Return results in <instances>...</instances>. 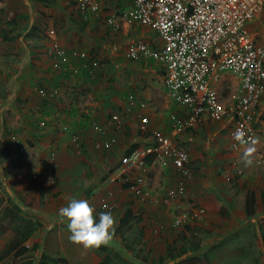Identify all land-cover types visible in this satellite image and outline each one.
<instances>
[{
	"label": "crops",
	"instance_id": "crops-1",
	"mask_svg": "<svg viewBox=\"0 0 264 264\" xmlns=\"http://www.w3.org/2000/svg\"><path fill=\"white\" fill-rule=\"evenodd\" d=\"M90 2L91 8L93 5H96L98 8V4L100 3L110 8L109 10H102L100 6L101 12L96 19L92 17L87 22L83 21L79 16L85 14L83 12L84 10L79 9L78 13L76 9L79 3L73 1L69 2V0H57L55 5L48 7H45L35 0H5L4 3L0 4V9H2L0 12V60L3 56L7 55V50L13 49L12 41L15 40V48L17 50H15V57L20 59L21 63L17 70L13 71V73L11 72L10 76H7L5 71L0 72V94L9 91H12L13 94L18 93L20 98H23V104H25L21 105L23 107L18 108V114L15 112L12 114L7 113L8 109H11L12 106L7 105L8 103H1L3 101H0V141H5L3 134L6 131V126H9L7 122H10L13 129H18L20 133L29 131L26 125L30 126L34 124L37 116H41L42 112L52 108L51 102L55 100V98L53 100L54 96L50 98L42 97L40 101L41 104H39V101L35 102L33 100L36 92L35 89L38 85L36 83L38 78L35 79V75L39 60L47 62V67L45 70L41 71L39 75L45 72L44 75H48V80L50 81V83L49 81L45 82L46 87H42V85L39 84L40 89L55 88L51 90H55L59 96H62V101L68 105L70 103L68 97L70 94L65 93L63 95L60 85L63 87L65 84L74 82L72 84H77V91H74L72 105L75 107L83 105L86 108L84 115L90 111L97 110V113L100 111L103 119L100 121L98 120V124L101 126L108 127V116L112 113L122 112L128 99L138 98L144 100L148 105L144 109H139V112L149 120L147 125L148 132L141 135L138 131L137 120L131 115L127 117V120L132 118L134 122L131 124L129 122L126 123L125 127L135 126L137 134L131 136L125 135L126 139L124 140L119 134L118 139L124 141V143L128 145L136 143L137 148L142 150V147L151 144L150 135L152 132L163 133L167 135L177 147L185 150L189 154L190 160L188 166L191 173L189 176L182 175L181 171L175 168L171 162L162 165L157 163L154 158L151 161L143 159L145 168L148 169L146 173L148 187L151 189L150 192L153 191L156 194L157 198H155L153 203H151L148 198L145 204L141 203L142 207L140 208H137V203H133L132 201L127 202V206H131V210L132 207L138 210L139 220L135 221L134 217L129 219L128 225L131 223V226L124 236H121L119 231L114 233L113 241L110 242V246L113 247L112 242L116 243V245L112 248L109 261H111L114 256L125 258L128 264H162L164 258L171 259L170 263L172 259H174L173 261L176 263L177 261L175 259L177 258L183 259L193 254H209V257H211L214 251L219 250L217 253H221L222 256L227 259V262L239 260L238 264H264V246L260 232V228L264 226V163L260 159V155L264 151V98L261 99L255 121L258 135L257 141L252 145H242L238 148L232 147V120L230 116H226L219 121H211L204 115L201 121L192 126H187L185 128L181 127L179 129L172 128L174 119L186 118L190 111L186 106L177 104L169 98L164 85V70L162 65L149 60L134 61L125 53V48L129 41L134 39H140L151 47L158 46L155 32L148 27L132 23L127 19H122L119 30L117 32H112L103 22L104 17L107 16L110 11H122L123 9H127L129 0H90ZM98 11L99 9L95 13H98ZM101 14L103 18H101ZM39 15L50 16L51 22H53V25H55V28L58 30L57 33L61 29L63 30L61 33H58L57 38L59 42L57 43H59V45L66 49H78L79 52L84 51L85 56H92L99 62V66L94 70L92 75L80 68L79 60H77V67L79 66L80 76H78V78L76 77L75 81L74 78H69L62 72L52 71L50 66L51 60L46 57L43 52L38 54L34 53L39 44L37 41L39 33L35 34L31 32L30 42L24 41L23 37L16 33L14 35V32L18 31L17 27L20 25L21 28L24 25V21L26 23L28 19L30 21L32 19L34 22V25H29V29L36 30L35 27ZM11 22H14V25L10 26L9 23ZM18 23L21 24L18 25ZM250 23L248 28L251 26ZM12 26L14 29H12ZM10 30L12 31L10 32ZM252 32L264 38V27ZM3 35L12 37V39L2 38ZM114 39L118 41L117 44ZM16 58L14 59L15 63L17 62ZM0 69H2V67H0ZM137 71H141L142 73L146 72L145 77L148 79L139 84L135 81L138 79ZM54 73L55 77H53ZM148 75H152V77L149 78ZM102 79H105V83L102 84V88H100L98 86H100L99 84H101ZM112 79H114V82L108 84V81L110 82ZM220 79H225L223 84L229 90H232L235 85L234 88L237 95L239 79L235 75L223 73ZM49 85H53L54 87H49ZM63 88L65 90L66 87L64 86ZM230 102L232 101L228 103ZM111 106L122 109L116 112L109 109L106 114H103V111ZM5 119L6 123L3 121ZM1 123H3V126ZM82 124L83 125H79V130L77 131L84 135L83 129L85 130L90 126L83 122ZM120 130L121 129L107 128L106 134L116 138L114 133ZM87 131L85 130L86 137L88 136ZM130 132L133 133L134 131L130 129ZM57 135L61 134L59 133ZM35 138H38L36 133ZM31 140L35 142V140ZM24 142L27 145L26 153L19 157L22 159L23 165L15 168L19 171H17L16 175H13L10 171L15 169L4 170L8 164H11L10 162L5 161L0 164L1 180L3 179V181L6 182L5 176H7L8 181L14 183V188L16 186L21 192L26 189V191H28V186L31 183L29 174L32 171L31 179L35 176L34 173L37 175L38 179H41V176L44 175V182L42 185L47 189L46 179L52 174V171L42 166L36 167V163L31 165V155H36V158H39L38 148L33 147L34 145L28 144L26 141ZM61 146L64 148L61 152L64 154L62 157L65 163L60 168V171L66 175L64 180L66 184L69 182L68 180H70L69 176L73 174L71 168L73 162L71 151L73 148L69 146V148L66 147V149L63 144H61L60 147ZM2 151L0 153V161L5 160V157H7L6 153ZM58 162L59 161H56L55 165H57ZM103 179H105V177H103ZM181 183L185 186L186 199L174 203L175 208H180L179 210L174 208V210H176L175 215L182 212L183 210L181 209L186 207L189 208L191 205L203 207L205 209V214L198 223H187L183 226V229H181V234H183V236L189 237L190 235L195 241L189 246L184 244L181 245L177 253L183 248L187 250L185 253L178 256V254L169 253L168 248H166L167 244L174 242L170 239V237L174 235L173 232H170L171 228H168L167 225L165 226L164 223L171 222L173 214L170 208L164 206V201L162 203V197L168 188H174ZM101 185L103 186V184ZM220 187L229 190L235 188L236 191H234L233 195L236 201L233 204L242 206L241 211L234 212L233 209L231 210L229 208L221 209L222 206H233L232 202L234 197L221 200L219 197ZM125 188L128 187L126 186ZM154 193L151 192L150 194L152 195ZM241 193L243 201L241 199ZM247 193H252L255 199L254 217H247L245 213V198ZM14 204L16 203L14 202ZM18 207L21 210V215H23L22 212L26 211L23 209L24 207L30 210L33 209V206L31 207L29 204L24 206L23 203L22 205L19 204ZM147 207H149L148 211H151V213H140L143 208ZM35 208L33 210L37 209ZM124 213L125 212L120 213L119 216H117L118 214L113 215L116 219V228ZM23 216L26 217L25 214ZM150 216L152 217L151 220H149ZM256 221L259 223L253 225ZM134 222H142V224L140 223L139 225L138 236L139 234L143 236L137 237L133 234ZM154 222L156 225L153 226ZM251 223L253 227L250 225ZM50 224L42 229L41 236H44L43 233L45 237L50 236L49 234L52 233ZM156 233L160 234L161 237L159 238L156 236ZM35 235L34 233L30 238L32 239ZM11 236V231H6L0 235V237H2L0 248L4 246ZM30 238L25 242L26 246L31 248L34 244H37L38 249L34 251V253L36 254L37 251L41 252V237L35 242L32 241L31 247L29 245ZM161 238L163 240H160ZM257 239L259 243L256 246ZM51 240L52 243L48 241L52 245L50 246L51 253L71 260V257L67 256L61 235L58 234L56 238ZM45 242L46 241H43V246ZM200 242H206V245L198 250L190 249L191 246ZM235 250H241L240 252L242 254L240 257L231 256ZM75 253L79 254V251ZM135 254L138 255V257H135ZM254 255L257 256L255 257ZM4 261L5 259L0 261V264H4L2 263ZM71 264H73V262Z\"/></svg>",
	"mask_w": 264,
	"mask_h": 264
},
{
	"label": "built area",
	"instance_id": "built-area-1",
	"mask_svg": "<svg viewBox=\"0 0 264 264\" xmlns=\"http://www.w3.org/2000/svg\"><path fill=\"white\" fill-rule=\"evenodd\" d=\"M86 2L90 4L89 0H79L77 7L84 10ZM97 10V6L93 5L91 11ZM263 11L264 0H129L127 9L110 11L104 23L111 31L117 32L121 20L127 19L155 32L158 46L151 47L140 39H134L129 41L126 53L134 61L149 60L161 64L169 98L189 109L186 118L174 119L172 128L192 126L204 115L211 121L230 116L232 147L238 148L254 144L258 137L255 121L264 98V38L253 33L248 25ZM44 54L51 60L52 71L62 72L69 78H74L80 71L79 66L72 64L75 58L80 61V68L90 75L99 66L96 59L85 56L83 52L68 51L58 43L48 45ZM223 73H231L239 79L237 95L227 104L220 101L215 89ZM39 93L47 98L46 90L40 89ZM47 93L54 96L56 91ZM147 105L146 101L138 98L128 99L122 112L108 116L109 126L121 129L123 121L132 115L137 120L139 133L146 134L149 120L139 109ZM90 114L87 112L84 117H91ZM92 126L90 138L95 146L110 148L116 142L115 137L106 134V126L98 123ZM83 133L76 132L70 136L72 146L82 147V137L86 134L84 129ZM150 136L151 144L142 147V150L136 148L126 157L129 166L135 163L144 172L143 159L153 155L157 163L165 165L171 162L183 175L190 173V157L185 150L177 147L163 133L152 132ZM56 153L53 146L49 159L52 160ZM260 159L264 163V151ZM141 180L140 174L126 183L137 196L146 194L140 186ZM184 189L181 183L167 190L164 203L169 204L181 197ZM109 196L111 193H108ZM108 197L101 199L103 210L113 208ZM202 213V208H196L191 215L197 218ZM176 223H181L180 219Z\"/></svg>",
	"mask_w": 264,
	"mask_h": 264
},
{
	"label": "rangeland",
	"instance_id": "rangeland-1",
	"mask_svg": "<svg viewBox=\"0 0 264 264\" xmlns=\"http://www.w3.org/2000/svg\"><path fill=\"white\" fill-rule=\"evenodd\" d=\"M72 1L77 3L76 0H69V2H72ZM90 5H91V2L90 4L86 2V5L83 11L85 14L83 16L79 15L83 21L88 22L92 17L96 19V17L101 12V9L109 10L110 8L100 3L98 4L99 11L98 13H95V12L90 11L91 10ZM100 6H101V9H100ZM76 9L78 11L79 7H76ZM101 18H103L102 14H101ZM104 19H103V22H104ZM19 24L21 23H18V25ZM30 24L34 25V22L32 21V19L31 21L28 19V22L26 23L24 21V25L21 28L19 25V27H17L18 31L14 32V35L16 33L17 35H20L21 37H23L24 41L30 42L31 32L35 34L39 33L38 39H37L39 44L37 45V49L34 51V53H37V54L42 53V52L44 53L45 52L44 48L46 49L48 45H50L51 43L59 42L57 38L58 33L59 32L61 33L63 30L61 29L57 33L58 30L55 28V25H53V22H51L50 16L47 17V15H44V16L39 15L38 21L35 27L36 30H30L29 29ZM250 24L251 26H249L250 27L249 29L251 31H257L263 28L264 27V11L258 14ZM114 40L117 44L118 41L116 39ZM12 43H13V49L7 50L8 52L7 55L3 56V58L0 60V67H2V69H0V72L5 71L7 73L6 74L7 76H10L11 72L13 73V71L17 70L19 65H21L20 59L15 57L16 41L13 40ZM66 50L78 51V49H66ZM126 50H127V46L125 48V53H126ZM81 52L84 53V51H81ZM15 58L17 61L16 63L14 62ZM77 60H78L77 58L72 60V64L74 66H77ZM15 65L17 66L14 67ZM46 67H47L46 61L45 62H43L42 60L38 61V69H36L37 72L35 75L36 77L35 79L38 78L36 80V83L38 85L35 89L36 92L33 91L35 92L33 100L35 102L39 101V104H41L40 101L42 99V96L38 91L40 89L39 84H41L42 87H46L45 82L49 81L48 75H44L45 72H42L44 74H41V75L39 74L41 71L45 70ZM137 72H138V77H137L138 79H136L135 81H137L139 84L143 83L144 81H146V79H148L147 77H145L146 72L145 73H142L141 71H137ZM78 74L79 75L74 77V81L76 77L78 78V76H80V71ZM53 77H55V73L53 74ZM148 77L151 78L152 75H148ZM104 80L105 79H102V82L101 84H99L100 86L98 87L102 88V84L105 83ZM224 81L225 79H222V80L220 79L219 82L215 85V89L220 96V101L227 104L229 101H232L236 97V90L234 88L235 85L233 86L232 90L227 89L226 86L223 84ZM112 82H114V79H112L110 82L108 81V84ZM72 83L63 85V87L64 86L66 87L65 90L62 87V85H60L61 93L63 95L65 93L70 94V96H68L70 99V103L68 105H66V103L62 101L63 99L62 96H59V94L56 92V94L53 97V100L54 98L55 100L51 102L52 108H50L47 111L42 112L41 116H37L34 124H31L30 126L26 125L29 131H23L22 133H20L18 129L16 130L15 128L13 129V126L11 125L10 122H7L9 126H6V129L8 130L4 132L5 135L3 134V138H5L4 139L5 141H2V142L0 141V153L2 150L4 151L2 152L5 153L4 149L8 151V154H6L7 157H5V160L0 161V164H2L5 161H8L11 164H14L15 161L20 157V155H24L27 149V145L24 141H26L28 144L34 145L33 147L38 148L39 158H36V155L34 156L31 155L30 161H31V165L32 164L34 165V163H36L37 164L36 167L42 166L43 168L45 167L52 171L51 175L47 173L49 175V177H47L46 179L47 183L45 182L47 185V189L45 188V186L42 185V183L44 182L43 180L44 175L41 176V179L40 178L38 179L37 175L34 173L35 176L31 179L32 177L31 176L32 171H31L29 174L31 183L28 186V191H26L27 189L24 190L26 192L24 191L21 192V190L16 188V186L14 188V183H11L10 181H8L7 176H5L6 182H4L3 179L1 180V177H0V195L2 196V198L8 197L10 200L14 201L17 205L19 204L22 205L23 203L25 206L26 204H29L31 207L33 206V209L36 206L37 208V209L35 208L36 210H33V209L30 210L29 208L24 207L23 209L26 211L22 212L23 215L25 214L26 217H29V218L34 217L40 223V227L35 232L36 235L32 237V239L30 238L31 239L30 244H29L30 247L32 245V241L35 242L38 238L41 237V241H42L41 246H42V249H44L45 247H43V241H50L52 243L51 239L56 238L57 235L60 234L64 241V247L66 249V253L68 257L73 256L76 251H79V249H85V250L91 251L88 264H98V262L102 259L103 254H99L93 248H85L84 246L80 244L73 243L69 239L70 233L68 232V229L66 227V222L62 218H60L58 215L59 209L66 206L67 203L72 198H77V199L87 200L89 204L95 208L96 213L111 212L113 215L118 214L117 216H119L120 213L125 212L126 209L131 210V206H127V202L132 201L133 203H137L138 204L137 208H140L142 207L141 203L145 204V201L148 198H149V201L153 203L155 198H157V196L153 191L151 192L154 194L152 195L150 194L151 189H149L148 187L149 186L147 182L148 179L146 176L148 169L146 168L145 171L143 172L139 165H134L135 163H133V166H129V162H127V158H124V153H125V150L128 148V144L127 143L125 144L124 141H121L118 139L119 134H120V137H123V140L126 139L125 135L131 136V135L137 134L136 132L137 130L135 126L134 127L130 126L128 128L125 127L126 123L129 122L131 124L132 122H134V119L129 118L128 120L123 121L124 127L121 128L119 132L114 133L117 139H116V142L110 148H100V147L95 146L90 138V135H92L90 131L92 130L91 128L93 127L92 126L93 123H98L101 119H103L102 113H100V111L97 113V110H94L92 111L93 112L92 114V112L90 111L91 117L85 118L83 115H84L86 108L83 105L82 106L78 105L76 107L72 105L74 91H77L76 90L77 84L74 85ZM106 84H107V81H106ZM49 87H54V86L49 85ZM49 89L51 90L55 88H49ZM0 101H3L1 103H8L7 105L12 106V108L11 109L9 108L7 111V113H12V114L14 112L18 114L19 112L18 108L23 107L21 105H25L23 104V98H20V95L18 93L13 94L12 91H9L7 93L2 92L0 94ZM125 107H126V104L123 107V109L122 108L119 109L117 107L115 108L111 106V107H108L107 110L103 111V114H106L109 109H111L113 112H116L121 109L124 110ZM3 121H5L6 123V119ZM82 122L90 126L87 129H85V130H88V136L82 137V147L81 148H75L70 143V136L73 133L79 132L77 130H79V125H83ZM1 124L3 126V123ZM107 128L113 129L110 126H108ZM130 129H132L134 132L131 133ZM35 133L38 136V138H35ZM59 133L61 135H57ZM31 139L35 140V142H33ZM90 141L92 142V144ZM61 144H63L65 148L66 147L69 148V146L73 148L72 149L73 152L71 151L72 156H73V162L71 164L73 174L72 176H69L70 180H68L69 182H67L66 184L64 183L66 175L60 171V168L65 163V160L62 157L64 154H62L61 152L62 150H64V148L62 146L60 147ZM53 146L56 148L57 153H56V156L52 160H50L48 155H49L50 149ZM56 161H59L57 165H55ZM17 171L19 170L15 169L10 172H12L13 175H16ZM190 173L187 176H189ZM140 174L142 175L140 186L143 189V192L146 194L137 196L133 194L129 188H125L124 185H126L128 180H131L135 176L140 175ZM103 177H105V179H103ZM101 184H103V186ZM169 189L171 188H168L167 190ZM219 189H220L219 197L221 198V200L227 199L229 197L230 198L234 197V200L232 202L233 206H230V207L222 206L221 209L229 208L231 210L233 209L234 212H238L242 210V206H237L233 204L236 201L235 196L233 195L234 191H236L235 188L232 190H229V189L220 187ZM166 192L167 191H165V194L162 197V203L166 196ZM185 192L186 191L184 189V192L181 195V197L175 198L173 200L174 202H170L169 204L164 205L167 208H170L173 214L172 221L164 223L165 226L167 225L168 228H171L170 232H173V235H174V236H171L172 233L170 235L171 236L170 239H172L171 241H174V242L166 245V248H168V252L173 253V254L174 253L178 254L177 252L179 248L181 247V245L184 244L186 246H189L192 242L195 241V239H192L190 235L189 237H185L183 236V234H181L182 232L181 229H183V226L187 223L189 224L198 223L200 219L202 218V216L205 214V209L203 207L191 205L189 208L186 207L184 209H181L183 211L180 212L178 215H175V211L177 209L179 210L180 208L179 207L175 208L174 203L182 201L183 199H186ZM108 193H111V196L108 197ZM107 197H108V200L111 202V204H113V208L110 210H103L101 209V199L107 198ZM241 199L243 201L242 193H241ZM148 208L149 207L143 208V210H141L140 213H143V214H148V212L151 213V211H148ZM174 208L176 210H174ZM196 208H202L203 213L199 215L197 218H193L191 213H192V210ZM131 211H133V213H135L136 215H139L138 210L134 209L133 207ZM151 219L152 217L150 216L149 220ZM178 219H180V222L181 221L182 222L176 223ZM140 223L142 224V222ZM140 223L139 222L133 223L134 224L133 234L136 235L137 237L143 236L141 234H139L138 236V230H139ZM258 223L259 222L256 221V223H253V225H257ZM49 224L52 227L51 229L52 233H50L49 234L50 236H47V237H45L44 233H43L44 236H41L42 229L46 226H49ZM154 225H156L155 222L153 226ZM250 225L252 226V223ZM156 236H158L159 238L161 237V235L157 233H156ZM2 237H0V242H1ZM149 239H150V236H149ZM160 240H163V239L161 238ZM258 243L259 241L257 239V243L255 245L257 246ZM112 245L113 247H115L116 243L112 242ZM107 246H108L107 255L110 256L113 247L110 246V243ZM217 251L219 250L214 251L212 254L213 256L211 255L212 259L211 257H209V254L208 255L202 254V256H206L208 258L209 264H238L239 263V260L227 262L226 261L227 259L224 258L221 253H217ZM254 256L256 257L257 255H254ZM76 260L77 258L74 256L72 261L75 263ZM163 260H162V264L163 263L164 264H182L180 258L175 259L177 261L176 263H174L175 262L173 261L174 259H172L171 263H170L171 259L169 258H164ZM2 263L15 264V261L11 258H7ZM108 264H128V263L125 258H121V257L118 258V257L113 256L112 260L109 261Z\"/></svg>",
	"mask_w": 264,
	"mask_h": 264
},
{
	"label": "trees",
	"instance_id": "trees-1",
	"mask_svg": "<svg viewBox=\"0 0 264 264\" xmlns=\"http://www.w3.org/2000/svg\"><path fill=\"white\" fill-rule=\"evenodd\" d=\"M38 3L43 4L45 7L55 5L57 0H35ZM77 1V0H76ZM5 0H0V4L4 3ZM2 9H0L1 12ZM9 25H14V22L9 23ZM13 27V26H12ZM14 29V27L12 28ZM12 30H10L11 32ZM2 38H9L6 35H3ZM15 38V36H14ZM44 89V88H41ZM46 90L47 97L50 96L48 91L49 88L44 89ZM40 91V89L38 90ZM45 98V97H43ZM8 130V129H6ZM9 132V131H8ZM3 145V144H2ZM137 148L136 143L129 144L128 148L124 153V158L128 157L135 149ZM4 152V151H3ZM5 153L8 154V151L5 150ZM153 159V155H149L146 157V160L151 161ZM23 165V161L21 158L17 159L14 164H8L4 170L15 169ZM9 168V169H8ZM125 187L129 186V184L124 185ZM254 204L255 199L252 193H247L245 198V213L247 217H254ZM20 208L17 204H14L12 200L8 197L2 198L0 195V235L4 232L11 231L12 236L7 240L2 248H0V261L6 258H11L15 261V264H71L73 261L74 256L77 258L76 262L73 264H88L91 251L85 249H79V254L71 256V260L69 258H64L58 256L57 254L53 255L51 253L50 242L46 241L44 249L41 252H37L36 254L34 251L38 249V245L34 244L31 248L26 246L25 242L38 230L40 227V223L34 217H24L20 213ZM135 218V221L139 220L138 215L133 213L131 210H126L123 217L120 219L119 225L115 230V233L119 231L121 236H124L129 227L131 226L129 223L130 218ZM182 222V221H181ZM261 236H262V243L264 246V226L260 228ZM206 242L196 243L191 246V250H198L201 247H204ZM99 254H103V257L99 264H108L110 260V256L107 255L108 246H101L99 248H93ZM187 249L183 248L178 253V256L185 253ZM241 250H235L232 253V257H240ZM134 257V255H133ZM135 257L138 255L135 254ZM182 264H209L208 258L206 256H202L199 254L188 255L181 259Z\"/></svg>",
	"mask_w": 264,
	"mask_h": 264
},
{
	"label": "clouds",
	"instance_id": "clouds-1",
	"mask_svg": "<svg viewBox=\"0 0 264 264\" xmlns=\"http://www.w3.org/2000/svg\"><path fill=\"white\" fill-rule=\"evenodd\" d=\"M58 215L66 222L69 239L73 243L85 248H99L113 240L115 217L111 212L96 213L87 200L72 198L66 206L59 209Z\"/></svg>",
	"mask_w": 264,
	"mask_h": 264
}]
</instances>
